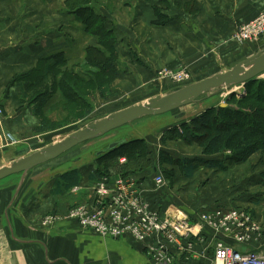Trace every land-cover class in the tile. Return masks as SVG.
Listing matches in <instances>:
<instances>
[{
	"label": "crops",
	"instance_id": "obj_1",
	"mask_svg": "<svg viewBox=\"0 0 264 264\" xmlns=\"http://www.w3.org/2000/svg\"><path fill=\"white\" fill-rule=\"evenodd\" d=\"M67 1L0 0V109L3 110L0 166L15 160L21 146L43 135L35 134L38 119L28 100L34 92L22 77L37 70L42 58L56 52H64L74 61L72 56L80 51L74 58L77 55V59L83 60L85 46L95 43L82 34L81 19L66 8ZM92 5L108 16L109 26H115L122 60L131 67V73L119 79L122 82L128 76L123 80V88L127 90L136 84L153 83V74L157 77V71L163 68L184 67L193 73L206 71L217 61L221 50L235 47L232 35L237 25L264 12V0H94ZM215 72L219 71L210 74ZM7 133L16 142L7 140L4 136ZM159 141L163 146L162 138ZM150 143L153 149V142ZM258 154L264 161L259 152L234 168L247 171L236 177V182L248 184L251 179L253 184L252 176L261 179L264 165L259 161L257 166L261 167H253L257 163L253 159ZM44 165L30 170L15 191L11 189L15 182L0 186V264H152L143 245L131 237L104 238L65 218L74 203L90 202L94 198L98 179L91 178L93 166L85 168L87 163H82L47 177ZM75 169L81 175L79 192L72 191L74 186L66 193H59L57 182L63 174ZM136 176L144 183L148 199L163 211L172 208L190 216L199 207L204 208L205 204L185 200L172 189L157 191L153 172ZM260 184L264 187V182ZM260 197L257 202L250 198L237 199V202L244 203L239 206L249 208L264 221V190ZM224 205L238 207L231 202ZM50 213H58L63 219L45 227L41 220ZM260 245H264V234L251 244L240 245L239 249ZM171 250L175 251L178 264H209L214 253L211 249L197 258L176 252L172 246Z\"/></svg>",
	"mask_w": 264,
	"mask_h": 264
},
{
	"label": "trees",
	"instance_id": "obj_2",
	"mask_svg": "<svg viewBox=\"0 0 264 264\" xmlns=\"http://www.w3.org/2000/svg\"><path fill=\"white\" fill-rule=\"evenodd\" d=\"M93 1L66 2V8L71 9L70 12H75L81 19L82 34L95 40L94 44L88 43L85 46L83 60L79 58L71 61L69 55L56 52L42 58L37 70L22 77L34 92L28 100L33 105V114L38 119L35 134H46L75 124L92 114L97 97L107 101L115 96L113 84L121 77L124 68L121 64V42L115 26H109L108 16L98 11L96 6L92 5ZM85 64L94 72L82 74L84 70H77V66ZM179 87L180 85L175 89ZM245 87L246 92L238 95V109L211 106L192 116L189 121L164 130L163 143L181 139L187 145L197 144L202 150V155L173 159L163 151L162 164L177 166L184 177L192 178L201 167L229 171L239 164L247 163L256 153L260 152L264 157V93L261 92L264 81L260 78L251 80ZM85 90L88 92L86 95L83 93ZM70 104L77 107L79 114L71 113L65 122L58 123L57 119L44 115L46 112L43 109H53V112L57 105L64 112H68L72 109L68 106ZM101 155L108 164L103 169L95 166L91 178L132 176L145 171L155 174L160 171L159 166L152 164L155 162L154 152L146 138L127 140ZM123 158L124 162L121 161ZM261 165H264V161ZM164 174L169 179L176 175L174 170L166 169ZM260 177V181L264 182V169ZM18 182L11 186L13 191ZM80 183L81 175L75 169L62 175L61 181L57 182V190L59 193H66ZM204 207L215 206L205 204ZM216 207L231 206L219 204Z\"/></svg>",
	"mask_w": 264,
	"mask_h": 264
},
{
	"label": "built area",
	"instance_id": "obj_3",
	"mask_svg": "<svg viewBox=\"0 0 264 264\" xmlns=\"http://www.w3.org/2000/svg\"><path fill=\"white\" fill-rule=\"evenodd\" d=\"M262 37L264 13L241 24L234 35L239 42H256ZM159 76L178 85L191 80L185 70L162 69ZM233 89L229 91L233 92ZM0 114H3L2 109ZM4 136L16 142L12 134ZM121 161L124 162L125 158ZM153 178L157 191L165 186L166 178L161 171H157ZM79 190L78 186L72 189L74 193ZM148 194L144 183L136 175L103 176L96 181L94 198L90 202L74 203L65 218L75 221L83 230L93 231L104 238L131 237L143 245L152 264H178L171 246L176 252L197 258L213 249L209 264H264V245L239 249L240 245L251 244L264 234V221L250 210L242 207H204L189 216L172 208L163 211L148 199ZM62 219L59 214H48L42 225H56ZM199 247H202L201 250Z\"/></svg>",
	"mask_w": 264,
	"mask_h": 264
},
{
	"label": "rangeland",
	"instance_id": "obj_4",
	"mask_svg": "<svg viewBox=\"0 0 264 264\" xmlns=\"http://www.w3.org/2000/svg\"><path fill=\"white\" fill-rule=\"evenodd\" d=\"M262 13L264 12H261L260 14ZM254 18L250 20H253ZM240 25L241 24L237 25L232 35V41L235 47L228 48V54H226V50L224 52L223 50H221L219 57H216L217 61L211 64L209 69H207L206 71L200 73H193L188 70L189 68L184 67L172 70H185L189 72L191 80L188 83H190L202 79L211 72L220 71V69H229L238 61L264 48V37H262L259 41L256 42L237 41L234 38V35ZM77 53H80V51H77L75 54ZM74 55L72 56L73 60H79L77 59V55L75 56V58ZM121 64H123L124 67L122 69L123 71L121 73V76L127 75L128 73L130 74V65H128L125 60L122 59ZM53 70H55L56 72L59 71V69ZM77 70H84V72L82 71V74L88 71L94 72L91 71L92 69L87 67L86 64L77 66ZM161 70L162 69L157 71V77L155 76V74H153V77H155V81L153 83H146L143 86L136 84L134 87L131 86L128 90L123 88V82L128 76H124L122 82L119 81V79L121 78L117 79L113 84L115 96L112 99L105 101L102 98L97 97L94 102L95 109L91 115L75 124L68 125L59 130L48 132L46 134H43L40 138L36 137L38 139L35 140L33 143L20 147L19 151L15 155L16 159L28 153H31L32 151L39 149L42 146L58 141L69 133H71L72 131L81 128L96 119L104 117L109 113H112L128 105L145 101L157 94H166L175 90L178 84L170 80L161 79L159 76V72ZM157 79L161 83H158ZM260 80L264 81V76H261ZM243 85L245 86V84ZM181 86L182 85H180V87ZM226 92L227 90L221 93L205 95L198 99L195 103L179 108L178 110L168 112L162 115L141 118L139 120L123 125L117 129H114L109 133L105 134L104 136L89 140L88 142L81 144L75 147L74 149L70 150L69 152L63 154L59 158L45 163V173H47V177H49L52 174L60 173L69 167L77 166L82 163H87V166L85 168H91L92 166L94 168L96 166L98 168L103 169V167L107 165L108 162L101 157L103 155L100 154V156L98 153L107 149L110 144L122 140H131L133 138H146L149 139L150 142H153L152 150L154 152L155 162L153 161L152 164L159 166L158 170L163 172V174L165 169L174 170L176 174L174 175V177H172V179H169L164 174L167 179L165 186H163L161 189V192H163L162 190L168 191V189H172L174 190L175 194H178L179 197L183 196L185 200L192 201L194 202V204H198L200 202V204H206L208 206H216L219 204H224L225 202H231L236 206H239L240 203L238 204L237 199H242L243 201H245L247 198L252 199L253 202H257L261 199L260 194L264 190V187L262 186V184H260V179H258V177L252 176L253 184H251V179L248 180V184L242 183L240 181L236 182V177H241L242 173L244 174L247 172L244 168L238 170L231 169L229 171H221L215 169L211 170L207 167H201L196 171V175L194 176V178L185 179L183 177V173L180 172L177 166L162 164L161 162L163 158V151L168 153V155H170L173 159L201 156L200 153H202V150H200L197 144L187 145L183 142V140L178 139L175 141H168L164 143L162 142L163 146H160L161 141L159 140L162 138L164 129L166 130L175 125H179L181 122L189 121L192 116H195L196 114L202 112L208 107H219L223 104L224 106L238 109L237 99L239 98V94L232 91H229V93ZM245 92L246 87L244 88L243 93ZM261 92L264 93V88L261 90ZM83 93L86 95L88 92L85 90L83 91ZM68 106L72 108L68 111L69 113L64 112L62 108L60 106L58 107L57 105L55 106L53 112V109H43L46 112L44 115H49L55 120L57 119L58 123L65 122L68 118H70L71 113H73L74 115L79 114V110L76 106L72 104ZM251 117L254 118L253 116ZM246 125H248V122L246 123ZM150 142L149 144L151 146ZM259 155L260 154H258V156L253 159V162H257L256 165H254L253 167H261L260 165L259 167L257 166L259 164V161L263 162L262 160H260L261 158ZM1 163L2 162H0V164ZM6 163H8V161ZM252 164L254 163L251 162V167ZM22 176V173L8 176L0 180V186L4 184L8 185L16 181L20 182ZM243 204L244 203H241L240 205L244 206ZM47 215H45L44 217H46ZM44 217L42 218V220L44 219Z\"/></svg>",
	"mask_w": 264,
	"mask_h": 264
},
{
	"label": "water",
	"instance_id": "obj_5",
	"mask_svg": "<svg viewBox=\"0 0 264 264\" xmlns=\"http://www.w3.org/2000/svg\"><path fill=\"white\" fill-rule=\"evenodd\" d=\"M264 74V49L246 57L231 68L210 74L188 84H184L166 94H157L145 101L138 102L108 115L96 119L78 128L62 139L42 146L24 156L0 166V180L18 173H22L20 186L26 174L33 168L55 160L75 147L89 140L104 136L110 131L144 117L162 115L195 103L205 95L229 91L237 85H243L251 80L260 78ZM127 140L117 141L99 152L102 154L125 143Z\"/></svg>",
	"mask_w": 264,
	"mask_h": 264
},
{
	"label": "bare ground",
	"instance_id": "obj_6",
	"mask_svg": "<svg viewBox=\"0 0 264 264\" xmlns=\"http://www.w3.org/2000/svg\"><path fill=\"white\" fill-rule=\"evenodd\" d=\"M236 87H238V88L236 89ZM244 88H245L244 85H237V86L234 87L233 92L242 93L244 91Z\"/></svg>",
	"mask_w": 264,
	"mask_h": 264
}]
</instances>
